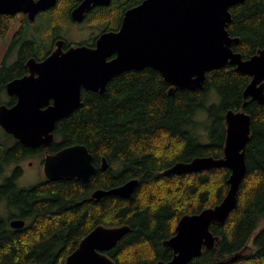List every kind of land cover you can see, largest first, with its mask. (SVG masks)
Instances as JSON below:
<instances>
[{
    "label": "trees",
    "instance_id": "trees-1",
    "mask_svg": "<svg viewBox=\"0 0 264 264\" xmlns=\"http://www.w3.org/2000/svg\"><path fill=\"white\" fill-rule=\"evenodd\" d=\"M126 3L131 9L140 1ZM229 12L226 30L239 41L231 49L242 60L250 59L264 49V0H246ZM11 21V16L0 15V38L6 36ZM18 36L12 37L8 49ZM31 53V46L24 45L17 61L0 69V106L15 103L6 95V85L25 73V58ZM250 81L248 75L226 65L208 72L203 88L169 95L170 87L158 71L132 70L113 77L103 94L82 90L80 107L56 123L47 148H27L0 128V205L6 215L0 217V264H63L98 225L130 229L116 247L104 252L116 264L170 260L171 249L161 245L174 235L181 214H198L205 206L219 204L228 191L230 171L163 172L179 162L223 157L225 114L241 108ZM247 102L244 112L251 118V133L236 207L223 224L210 225L218 238L213 248L203 249L188 264H264V228L256 232L264 222V103L249 98ZM74 145L85 146L93 156L97 171L86 184L77 179L44 180L18 188L20 162ZM11 165H15L11 174L4 176ZM132 179L138 185L129 199L91 198L96 190ZM13 219L25 225L12 229Z\"/></svg>",
    "mask_w": 264,
    "mask_h": 264
},
{
    "label": "water",
    "instance_id": "water-1",
    "mask_svg": "<svg viewBox=\"0 0 264 264\" xmlns=\"http://www.w3.org/2000/svg\"><path fill=\"white\" fill-rule=\"evenodd\" d=\"M246 0H141L127 10L117 32L102 34L95 48L78 47L65 53L55 51L43 62L30 59L29 75L10 81L6 95L14 97L11 106H0V128L27 148H47L53 142L56 123L81 105V92L103 94L107 83L127 71L151 68L159 72L173 95L180 90L203 88L206 74L226 65L251 78L243 92L241 108L225 114L226 134L223 157L195 158L179 162L164 175L197 173L211 168L230 171L228 191L223 200L198 214L184 215L175 227V234L163 242L173 256L156 264H188L203 249H212L218 238L209 230L221 225L235 209L239 186L246 173L245 148L250 140L251 118L244 112L247 99L264 103V49L250 59L242 60L231 49L238 43L226 30L231 21L229 9ZM57 0H0V15L27 14L34 18L41 11L56 5ZM110 0H86L73 12L80 20L84 10L109 4ZM115 58L107 61V57ZM101 169L107 168L102 158ZM97 171L93 156L83 145L46 153L43 173L47 181L80 180L86 184ZM137 180L91 194L94 200L106 196L129 199ZM23 220L9 222L12 229H21ZM127 225H98L84 236L63 264H116L104 252L117 246L129 232Z\"/></svg>",
    "mask_w": 264,
    "mask_h": 264
},
{
    "label": "flooded vegetation",
    "instance_id": "flooded-vegetation-1",
    "mask_svg": "<svg viewBox=\"0 0 264 264\" xmlns=\"http://www.w3.org/2000/svg\"><path fill=\"white\" fill-rule=\"evenodd\" d=\"M85 1L57 0L54 7L39 12L33 20L29 19L27 14L22 13L11 16L12 19H18V27L12 37L18 34L20 37H17L15 46L8 49L11 37L0 60V69L12 66L17 61V56L20 55L22 47L27 44L31 46L32 53L25 58V73L16 77H26L30 74L29 68L26 66L30 59L40 63L55 51L65 53L78 47L95 48V44L102 34L119 30L123 14L129 9V5L126 3L128 0H110L109 4L97 6L91 4V9L84 10L81 19L75 20L73 18L74 10ZM138 1L141 2V0ZM63 4L65 6L62 7ZM5 38L6 36L0 40ZM114 58L115 54H112L106 60L110 61ZM45 155L46 152L40 156L42 157V167ZM161 246L167 247L163 243Z\"/></svg>",
    "mask_w": 264,
    "mask_h": 264
},
{
    "label": "rangeland",
    "instance_id": "rangeland-1",
    "mask_svg": "<svg viewBox=\"0 0 264 264\" xmlns=\"http://www.w3.org/2000/svg\"><path fill=\"white\" fill-rule=\"evenodd\" d=\"M65 6L64 4L62 7ZM18 27V19L14 18L11 21V26L9 31L6 34V38L3 40H0V60L2 56L4 55L8 44L10 42V39L13 35V33L16 31ZM7 101V98H5ZM201 134L204 135L205 133L201 131ZM42 157H31L25 160L24 162H20L18 166L22 169V176L17 181L18 188H28L34 185H37L41 182H43L46 178L43 173V167L41 164ZM30 163V164H28ZM15 165H11L10 167L6 168L4 176H8L11 174V171L13 170ZM5 215V209L4 205H0V217H3ZM6 216V215H5ZM264 228V222L259 226L256 232Z\"/></svg>",
    "mask_w": 264,
    "mask_h": 264
},
{
    "label": "bare ground",
    "instance_id": "bare-ground-1",
    "mask_svg": "<svg viewBox=\"0 0 264 264\" xmlns=\"http://www.w3.org/2000/svg\"><path fill=\"white\" fill-rule=\"evenodd\" d=\"M229 36H230V35H229ZM238 42H239V41H238ZM226 111H227V110H226ZM223 146H224V145H223ZM106 164H107V163H106ZM173 165H174V164H173ZM173 165H172V166H173ZM172 166H171V167H172ZM168 167H169V166H168ZM169 168H170V167H169ZM159 171H160V170H159ZM206 171H207V170H206ZM157 173H158V171H157ZM160 173H161V172H160ZM160 173H158V174H160ZM228 177H229V176H228ZM132 180H136V179H132ZM227 180H228V179H227ZM117 187H118V186H117ZM228 187H229V186H228ZM107 190H108V189H107ZM209 207H210V206H209ZM209 207H207V208H209ZM205 208H206V206H205ZM205 208H204V209H205ZM185 213H186V212H185ZM193 214H194V213H193ZM181 215L183 216V214H181ZM181 215H180V216H181ZM185 215H186V214H185ZM182 216H181V217H182ZM177 217H179V215H178ZM181 217H180V218H181ZM176 219H177V218H176ZM13 220H14V219H13ZM175 222H176V221H175ZM177 222H178V221H177ZM174 224H175V223H174ZM176 224H177V223H176ZM176 224H175V225H176ZM105 226H106V225H105ZM119 226H120V225H119ZM107 227H110V226H107ZM175 227H176V226H175ZM173 231H174V230H173ZM171 232H172V231H171ZM173 234H174V233H173ZM171 235H172V234H171ZM167 239H168V238H167ZM164 241H166V239H165ZM162 242H163V241H162ZM160 244H161V243H160ZM165 248H166V247H165ZM167 248H168V247H167Z\"/></svg>",
    "mask_w": 264,
    "mask_h": 264
}]
</instances>
